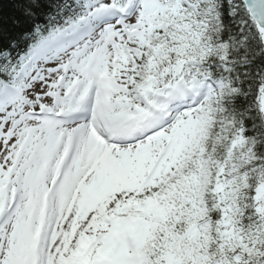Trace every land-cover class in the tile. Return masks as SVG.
<instances>
[{
  "label": "snow or ice",
  "instance_id": "snow-or-ice-1",
  "mask_svg": "<svg viewBox=\"0 0 264 264\" xmlns=\"http://www.w3.org/2000/svg\"><path fill=\"white\" fill-rule=\"evenodd\" d=\"M0 264H264V0H0Z\"/></svg>",
  "mask_w": 264,
  "mask_h": 264
}]
</instances>
